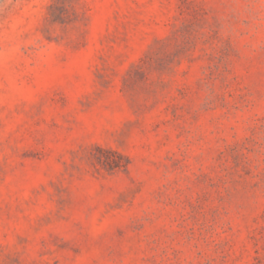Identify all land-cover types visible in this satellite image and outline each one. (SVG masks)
Here are the masks:
<instances>
[{
    "label": "rangeland",
    "instance_id": "obj_1",
    "mask_svg": "<svg viewBox=\"0 0 264 264\" xmlns=\"http://www.w3.org/2000/svg\"><path fill=\"white\" fill-rule=\"evenodd\" d=\"M0 264H264V0H0Z\"/></svg>",
    "mask_w": 264,
    "mask_h": 264
}]
</instances>
